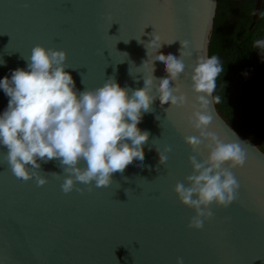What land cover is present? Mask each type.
Masks as SVG:
<instances>
[{
	"label": "water",
	"instance_id": "95a60500",
	"mask_svg": "<svg viewBox=\"0 0 264 264\" xmlns=\"http://www.w3.org/2000/svg\"><path fill=\"white\" fill-rule=\"evenodd\" d=\"M217 0H0V79L26 68L36 45L63 50L76 89H96L109 78L121 87H143L151 75V54L179 56L189 66L208 56ZM257 0L253 19L257 17ZM253 25V23H252ZM159 38L160 47L146 44ZM174 41V42H173ZM170 43V44H169ZM153 76L166 73L153 65ZM186 96L183 107L154 99L138 128L147 133L139 169L128 165L110 186L76 182L69 193L59 160L41 163L47 182L17 178L0 147V264H264V153L238 134L209 105L207 128L225 143H238L243 166L231 171L239 184L226 208L209 206L212 218L189 227L194 210L174 188L192 174L195 155L185 138L198 135L188 123L194 101L190 80L170 82ZM8 97L0 90V113ZM159 151L167 156L159 163ZM169 148V152H164ZM151 149V150H149ZM201 148L197 160L206 158ZM59 175H55V174ZM187 186V185H185Z\"/></svg>",
	"mask_w": 264,
	"mask_h": 264
},
{
	"label": "clouds",
	"instance_id": "9594fccd",
	"mask_svg": "<svg viewBox=\"0 0 264 264\" xmlns=\"http://www.w3.org/2000/svg\"><path fill=\"white\" fill-rule=\"evenodd\" d=\"M160 44L154 37L145 45L148 59L143 67L149 62V47L156 52ZM255 46L264 48V39L255 41ZM187 49L181 43L179 56L151 54V75L143 76L141 88L121 87L115 78H109L101 87L79 91L66 71V52L36 45L25 59L26 68L11 70L10 77L0 79V90L8 97L7 107L0 113V147L7 149L4 161L17 178H34L43 186L47 180L40 174L41 163L59 160L66 174L65 193L76 182L110 186L114 173H123L130 164L139 169L143 159L139 149L147 133L138 124L154 99H159L161 107L186 104L180 88L170 83L185 74L194 96L188 123L198 135L185 138L195 153L189 157L192 174L184 184L177 183L174 192L182 205L194 210L189 227L201 229L212 218L210 205L226 208L236 199L239 184L231 170L243 166L246 154L240 144L225 143L207 131L212 120L209 105L219 100L213 96L222 71L219 58L198 57L185 73L181 57L192 56ZM156 64L163 67L164 77L153 76ZM201 148L207 156L198 161ZM156 151L164 165L167 156L157 147ZM176 264L184 262L178 258Z\"/></svg>",
	"mask_w": 264,
	"mask_h": 264
},
{
	"label": "trees",
	"instance_id": "16d2710c",
	"mask_svg": "<svg viewBox=\"0 0 264 264\" xmlns=\"http://www.w3.org/2000/svg\"><path fill=\"white\" fill-rule=\"evenodd\" d=\"M259 2L253 19L257 0H217L208 56H217L225 71L213 93L218 113L264 153V48L255 46L264 39V0ZM260 50L262 56L252 58Z\"/></svg>",
	"mask_w": 264,
	"mask_h": 264
},
{
	"label": "rangeland",
	"instance_id": "374dc122",
	"mask_svg": "<svg viewBox=\"0 0 264 264\" xmlns=\"http://www.w3.org/2000/svg\"><path fill=\"white\" fill-rule=\"evenodd\" d=\"M262 51L260 50V51H257V52H255V54H253L252 55V58H255V57H259V56H262V54H263V52L261 53ZM225 71L224 70H222L221 71V73H220V76H222L223 74L222 73H224ZM219 79H221V78H219Z\"/></svg>",
	"mask_w": 264,
	"mask_h": 264
},
{
	"label": "snow or ice",
	"instance_id": "6c2138e0",
	"mask_svg": "<svg viewBox=\"0 0 264 264\" xmlns=\"http://www.w3.org/2000/svg\"><path fill=\"white\" fill-rule=\"evenodd\" d=\"M161 43H164V42H161ZM175 82V81H174ZM259 259H262V260H264V258H259Z\"/></svg>",
	"mask_w": 264,
	"mask_h": 264
}]
</instances>
